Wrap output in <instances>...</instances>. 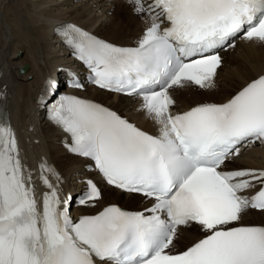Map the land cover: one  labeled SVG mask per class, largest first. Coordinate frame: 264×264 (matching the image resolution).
<instances>
[{
  "label": "snow or ice",
  "instance_id": "snow-or-ice-1",
  "mask_svg": "<svg viewBox=\"0 0 264 264\" xmlns=\"http://www.w3.org/2000/svg\"><path fill=\"white\" fill-rule=\"evenodd\" d=\"M146 27L134 47L109 43L73 24L62 38L88 70L70 73L68 87L85 83L140 101L159 128L137 127L102 104L56 95L49 79L39 100L70 138L68 152L111 189L139 196L141 211L109 204L73 219L71 206L95 209L104 198L93 177L82 193H65L63 177L44 161L37 197L33 173L21 160L14 130L0 113V264H264V225L242 223L264 215V170L236 168L241 150L264 145V74L227 102L175 112L172 92L215 88L221 52L237 40L264 47V0H127ZM51 177V179H50ZM255 191V195L246 193ZM201 238L183 249L181 233Z\"/></svg>",
  "mask_w": 264,
  "mask_h": 264
},
{
  "label": "bare ground",
  "instance_id": "bare-ground-1",
  "mask_svg": "<svg viewBox=\"0 0 264 264\" xmlns=\"http://www.w3.org/2000/svg\"><path fill=\"white\" fill-rule=\"evenodd\" d=\"M3 2L0 3V33L11 34L23 41L20 48L12 50L9 61L15 84L5 90L10 96L12 122L26 153L24 161H31L34 157L48 158L66 178L65 189L68 191L75 184V175L82 172L85 162L67 154L59 142L62 135L44 122L42 116L38 115L39 109L34 111L43 81L60 65L70 64L72 61L58 47L51 29L61 22H76L111 42L129 45L141 35L146 24L134 14L127 0H12L9 6L6 5L7 2ZM19 51L26 52L25 57L16 58ZM25 65L29 67L27 73H19L18 70ZM261 74H264V47L244 42L236 51L226 55L216 81L217 89L178 90L175 93L177 108L183 111L195 104L227 98ZM82 95L117 109L142 128L153 130V121H145L141 113H135V107L130 108L131 99L92 87ZM238 163L251 168H264V148L247 153ZM107 202L133 210L145 207L141 197L120 193L111 188L105 190L99 207ZM242 223L264 225V215L250 211ZM180 238H183L184 244H189L199 239V231L186 229Z\"/></svg>",
  "mask_w": 264,
  "mask_h": 264
},
{
  "label": "rangeland",
  "instance_id": "rangeland-1",
  "mask_svg": "<svg viewBox=\"0 0 264 264\" xmlns=\"http://www.w3.org/2000/svg\"><path fill=\"white\" fill-rule=\"evenodd\" d=\"M10 1H12V0H4V2L0 1V3L3 2V4H4L5 2H7V4L6 3L5 4L9 6ZM2 45H3V41H0V46H2Z\"/></svg>",
  "mask_w": 264,
  "mask_h": 264
}]
</instances>
